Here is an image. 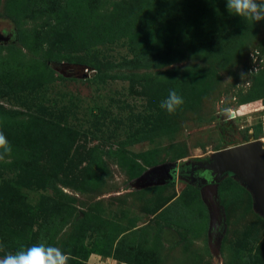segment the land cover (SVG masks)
<instances>
[{
  "label": "rangeland",
  "instance_id": "1",
  "mask_svg": "<svg viewBox=\"0 0 264 264\" xmlns=\"http://www.w3.org/2000/svg\"><path fill=\"white\" fill-rule=\"evenodd\" d=\"M0 131V258L43 241L67 264H264L232 173L216 236L201 184L146 178L264 143V21L226 0H0Z\"/></svg>",
  "mask_w": 264,
  "mask_h": 264
},
{
  "label": "water",
  "instance_id": "2",
  "mask_svg": "<svg viewBox=\"0 0 264 264\" xmlns=\"http://www.w3.org/2000/svg\"><path fill=\"white\" fill-rule=\"evenodd\" d=\"M197 168L203 172L200 177L201 191L211 215V234L216 236L221 230L223 216L217 188L226 173H232L251 190L256 207L264 215V143L260 139L216 150L211 153L208 161L199 162ZM176 177L175 163L153 169L146 178L152 182H174Z\"/></svg>",
  "mask_w": 264,
  "mask_h": 264
},
{
  "label": "clouds",
  "instance_id": "3",
  "mask_svg": "<svg viewBox=\"0 0 264 264\" xmlns=\"http://www.w3.org/2000/svg\"><path fill=\"white\" fill-rule=\"evenodd\" d=\"M230 14L241 17L244 21H264V0H226ZM257 54L253 52V62ZM184 104V99L175 90L160 104L169 114L175 113ZM12 146L0 131V159L10 155ZM69 257L58 247L41 241L27 248L9 253L0 258V264H67Z\"/></svg>",
  "mask_w": 264,
  "mask_h": 264
},
{
  "label": "flooded vegetation",
  "instance_id": "4",
  "mask_svg": "<svg viewBox=\"0 0 264 264\" xmlns=\"http://www.w3.org/2000/svg\"><path fill=\"white\" fill-rule=\"evenodd\" d=\"M197 164L198 163H194V164H190L188 166L180 167V168H178V166H177V173L183 174L186 177H189V179L198 183L199 185L201 184L200 186H202L200 177H202L203 172H202V170H199L197 168ZM192 165L194 166L193 170L191 169Z\"/></svg>",
  "mask_w": 264,
  "mask_h": 264
},
{
  "label": "trees",
  "instance_id": "5",
  "mask_svg": "<svg viewBox=\"0 0 264 264\" xmlns=\"http://www.w3.org/2000/svg\"><path fill=\"white\" fill-rule=\"evenodd\" d=\"M138 15H140V13H138ZM141 21H142V18H141L140 16H137V21H136V23H133V24L131 25V27H132V28L139 27ZM131 30H132V29L130 28V31H131Z\"/></svg>",
  "mask_w": 264,
  "mask_h": 264
}]
</instances>
